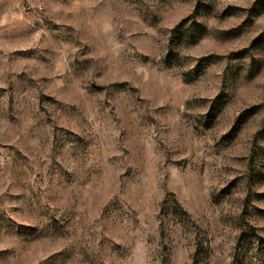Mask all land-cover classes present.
<instances>
[{
  "label": "rangeland",
  "instance_id": "obj_1",
  "mask_svg": "<svg viewBox=\"0 0 264 264\" xmlns=\"http://www.w3.org/2000/svg\"><path fill=\"white\" fill-rule=\"evenodd\" d=\"M0 264H264V0H0Z\"/></svg>",
  "mask_w": 264,
  "mask_h": 264
}]
</instances>
